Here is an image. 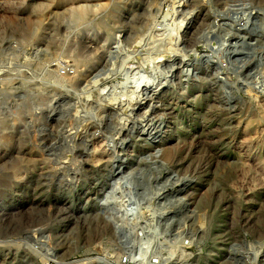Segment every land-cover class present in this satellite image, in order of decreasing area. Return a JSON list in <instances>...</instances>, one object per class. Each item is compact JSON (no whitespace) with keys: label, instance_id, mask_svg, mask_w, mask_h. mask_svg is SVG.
I'll list each match as a JSON object with an SVG mask.
<instances>
[{"label":"rangeland","instance_id":"obj_1","mask_svg":"<svg viewBox=\"0 0 264 264\" xmlns=\"http://www.w3.org/2000/svg\"><path fill=\"white\" fill-rule=\"evenodd\" d=\"M4 174L0 264H264V0H0Z\"/></svg>","mask_w":264,"mask_h":264},{"label":"bare ground","instance_id":"obj_2","mask_svg":"<svg viewBox=\"0 0 264 264\" xmlns=\"http://www.w3.org/2000/svg\"><path fill=\"white\" fill-rule=\"evenodd\" d=\"M4 15V14H3ZM10 183V179H9V177H8V175L7 174H4V175H2V177H1V179H0V184H9ZM4 186V185H3ZM117 204V203H116ZM118 207V206H117ZM121 207V206H120ZM116 210V209H115ZM119 210V209H118ZM142 212V211H141ZM122 214L125 216H129V214H128V212H125V210L124 211H122ZM131 230V229H130ZM242 260V259H241Z\"/></svg>","mask_w":264,"mask_h":264}]
</instances>
